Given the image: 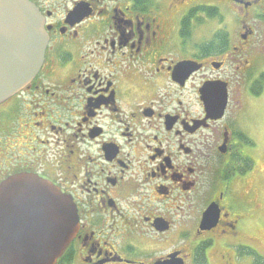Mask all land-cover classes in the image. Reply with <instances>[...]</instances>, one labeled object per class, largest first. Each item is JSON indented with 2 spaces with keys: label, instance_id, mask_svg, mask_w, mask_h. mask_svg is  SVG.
I'll return each instance as SVG.
<instances>
[{
  "label": "flooded vegetation",
  "instance_id": "af4514ba",
  "mask_svg": "<svg viewBox=\"0 0 264 264\" xmlns=\"http://www.w3.org/2000/svg\"><path fill=\"white\" fill-rule=\"evenodd\" d=\"M30 1L49 41L0 104V185L30 173L72 200L56 264L264 257V0Z\"/></svg>",
  "mask_w": 264,
  "mask_h": 264
},
{
  "label": "water",
  "instance_id": "95a60500",
  "mask_svg": "<svg viewBox=\"0 0 264 264\" xmlns=\"http://www.w3.org/2000/svg\"><path fill=\"white\" fill-rule=\"evenodd\" d=\"M48 41L30 0H0V104L36 78ZM77 230L74 203L50 182L22 173L1 183L0 264H56Z\"/></svg>",
  "mask_w": 264,
  "mask_h": 264
},
{
  "label": "rangeland",
  "instance_id": "374dc122",
  "mask_svg": "<svg viewBox=\"0 0 264 264\" xmlns=\"http://www.w3.org/2000/svg\"><path fill=\"white\" fill-rule=\"evenodd\" d=\"M256 110H257L256 117L258 118L257 119L258 122H262L264 124V98L262 100L258 101ZM262 134H263L262 132L259 133V138L261 140H264V135H262ZM263 233H264V231H261L258 233V235L260 237H262ZM259 248H260L259 250L261 251V253L264 255V249H262L263 247H259Z\"/></svg>",
  "mask_w": 264,
  "mask_h": 264
},
{
  "label": "trees",
  "instance_id": "16d2710c",
  "mask_svg": "<svg viewBox=\"0 0 264 264\" xmlns=\"http://www.w3.org/2000/svg\"><path fill=\"white\" fill-rule=\"evenodd\" d=\"M253 264H264V257L257 255Z\"/></svg>",
  "mask_w": 264,
  "mask_h": 264
}]
</instances>
